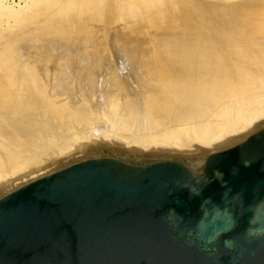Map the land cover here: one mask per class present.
Instances as JSON below:
<instances>
[{"label": "water", "instance_id": "95a60500", "mask_svg": "<svg viewBox=\"0 0 264 264\" xmlns=\"http://www.w3.org/2000/svg\"><path fill=\"white\" fill-rule=\"evenodd\" d=\"M192 152L77 148L0 187V264H264V120Z\"/></svg>", "mask_w": 264, "mask_h": 264}, {"label": "rangeland", "instance_id": "374dc122", "mask_svg": "<svg viewBox=\"0 0 264 264\" xmlns=\"http://www.w3.org/2000/svg\"><path fill=\"white\" fill-rule=\"evenodd\" d=\"M216 1L0 0V89L3 88L0 91V104H9L10 108L18 115L16 118L20 116L16 121H13L14 124L9 125L13 117L10 119L5 117L3 120L4 113L0 111V119L2 120L0 123V156L2 157L0 158V184L13 182L37 165L63 157L79 146L94 141L105 140L109 142L113 140L128 147L147 148L131 145L123 141L116 133H103L90 129L88 125L92 122V117L90 114H85L82 94L79 93L77 83L71 88L72 94L78 99L75 109L60 107L56 104L58 102L55 103L53 100L54 103H48L50 98L44 91H36L37 93L19 91V93L18 90L10 87L9 79L5 76L6 70L8 71L9 68L13 67H23L28 61L34 67L41 69V75L45 76L50 61L51 63L57 62L58 58L65 53L66 55L75 54L80 50V52L95 56L99 61L98 63L109 68L113 65L116 66L115 61L118 62L120 55H124L126 60H121L119 64L123 66V73L127 72L126 74L129 73L128 76L131 77L132 70L136 68L142 70L148 66L165 67L166 63L157 61L155 56L160 47L164 46L161 44L162 41H169V47L177 48V51H189L191 49L190 51L194 50L199 58L202 55H209L211 57L209 63L212 65L211 70L209 68L210 79H215V77L238 79L252 75L264 93V0ZM221 2H224L222 4L226 3V6L222 8ZM215 8L217 9L215 10ZM160 39L159 44L157 41ZM178 40L181 41V44H178L177 47L176 41ZM45 49H48L49 53L47 58H45L47 53L44 54ZM50 54L57 57L53 59ZM134 54L139 55V57H135ZM48 58L49 61H47ZM213 65H215L214 69ZM101 76L100 74L99 77ZM38 82L42 83V80L39 78ZM200 84L201 82H198L194 88L199 87ZM136 90L141 98L139 102L141 110L148 117L153 113L154 117L151 116L152 118H160L155 116L157 111L154 106L156 100L151 98L153 93L151 91L146 93L138 87ZM4 91L6 95H2ZM31 92H34V95L30 94ZM176 93L178 92L176 91ZM185 93L184 90L182 94L186 95ZM178 95L180 96L179 93ZM41 96L43 99H40ZM158 96L159 101L168 104L169 100L166 94ZM35 97L40 100L37 101ZM203 101V99L200 100L198 104L205 105ZM206 102L211 106L210 102ZM207 103L205 107L208 106L207 108L212 110V107L210 108ZM176 104L178 106V102ZM176 104L173 108L176 107ZM219 106L217 107L218 110L222 108L221 105ZM0 107V109H4V112L7 111L5 107ZM214 107L216 109V106ZM188 114L190 111L186 115L188 120L186 117L182 120L183 124L185 121V127L187 125V131L184 132V129H181L179 137L187 141H197V137L193 135V124L197 123H193ZM6 119L9 121H6L7 126L5 125ZM174 119L173 117L169 118V122L174 121ZM258 119H264V116ZM37 120L40 121V127L35 124H38ZM190 121L193 126H191ZM109 123L112 122L109 121ZM109 123L105 121L106 126ZM253 124L254 122L250 126H245L242 131H246ZM16 126L21 127L20 131L23 129L26 132H17ZM25 126L28 128L27 130ZM84 126L86 127L84 128ZM227 133L213 141H216L215 143L220 142L226 135L238 134L239 131ZM180 141V144L169 145L170 148L173 146L172 148L187 149L182 143V139ZM152 146L167 147L168 145L159 143L151 145L149 148ZM5 157L11 159L10 162L17 160V163H11L12 165L10 164L11 166L7 168L5 163H8L9 160Z\"/></svg>", "mask_w": 264, "mask_h": 264}, {"label": "bare ground", "instance_id": "6f19581e", "mask_svg": "<svg viewBox=\"0 0 264 264\" xmlns=\"http://www.w3.org/2000/svg\"><path fill=\"white\" fill-rule=\"evenodd\" d=\"M216 2H218V0ZM222 3L224 2H221V4ZM222 5L223 6L221 7L223 8L224 6H226V3ZM217 8H215V10ZM166 39L168 40L167 37ZM160 41L161 39L157 42L159 43ZM173 41H175V39H173ZM162 42L163 43L161 44H164V46L160 47L159 51L156 52L157 55L155 57L157 61L159 62L162 61L166 63L165 67L158 68L155 66L152 67L148 66L147 68L146 67L142 68V70L141 68L139 69L134 68L135 70H132L133 72L131 74V77L128 76L129 73L128 74H126L127 72L123 73L124 70L123 66L119 64L121 60L125 59L124 55H120L118 62L115 61V63H117L116 66L113 65L112 67L109 68L103 66L101 63H98L99 61L95 58V56L85 54V52H80V50L79 52L77 51L78 53L75 54L66 55L65 53V55H61V56L59 55L60 57L58 58L57 62L54 63L52 61L54 64L51 63L50 61L49 69L44 74L45 76H43V74L41 75L42 70L36 66L34 67L32 63H30V61H28V63H26V65H24L23 67L20 68L13 67L11 69L9 68L8 71L6 70L7 73L5 76H7V78L9 79V83H8L9 86L15 90H18V92L22 91L23 93V91H34V92L44 91L49 95V96L46 95L47 97L50 98L49 100L50 102L48 101V103L51 102L54 103L53 101H55L56 103L57 101L58 103L56 104L58 106L60 107L64 106L70 109H75L78 104V99L71 92V88L75 86V83H77L78 86L77 88H79L80 91L79 93L82 94V98H83L82 101L85 107L84 110L85 114L86 113L90 114V116L92 117L91 118L92 122L90 123V125H88L90 129L92 128L94 131L96 130L97 132H103V133H110V132L116 133V135L122 138L123 141L128 142L131 145L132 144L136 146L139 145V147H143V148L145 147L149 148L151 145H156L159 143L168 146L174 144L175 145L180 144L181 138L179 136L181 134V129H184V132L187 131L186 130L187 125L185 127V121L183 124L182 120H184L183 118L186 117L187 112L189 111H190V114H188L189 118L193 120V123H197V124H193L194 125L193 126L192 122L190 121L191 126H193L194 128L193 135H195V137H197V139L202 143L197 142L198 140L197 141L190 140L189 142L190 143L192 142L191 144H193L197 148L226 144V137L220 142L217 141V143H215L216 141L213 140L216 139L218 140L219 137L223 136L224 134H228L227 132L235 133L237 132V130L239 131L238 134H233L229 136H243L249 131L253 130L260 123V121L264 120V119H258L264 116V93L261 91L262 88H259V85L257 83L258 81H256V79H254L252 75L239 77L238 79L225 78V77L216 78L215 76H214L215 79L212 78L210 79L211 77L210 67L212 65L209 63L211 59L209 55L207 54L202 55L201 58H199V56L194 52V50L190 51L191 50L190 49L189 51H182V50L177 51V48L173 49L171 46L169 47L170 44L169 41H162ZM176 43L178 47V44H181V41L178 40L176 41ZM44 54H46L45 58L49 56L48 49L44 50ZM51 56H52L51 58L53 59L57 57V56L53 57L54 55ZM134 56L139 57V55L137 54H134ZM16 58H18V56H16ZM49 58L47 59V61L50 60ZM208 64H210V66H208ZM166 65L169 67H167ZM214 66L215 65H213V69ZM214 73L216 74V72ZM100 74L102 75L101 77H99ZM39 78L42 80V83L38 82ZM194 82H197L196 83L197 85L198 82L199 83L201 82V84L199 87L194 88L196 85ZM193 84H195L194 87ZM137 87L143 89L146 93L147 91H151L153 93V96H151V98L154 101L156 100L154 102V106L157 111L155 112L154 110L155 116H158L160 118L158 119L157 117L152 118L154 117L153 113L148 117L147 114L141 110V107L139 106V102L141 98L137 93L136 90ZM2 89H0V91ZM184 90L186 92L185 93L186 95L182 94L184 93ZM176 91L180 94V96L178 95V93H176ZM5 93L6 92L4 91V94L2 93V95H6ZM33 93L31 92L30 94ZM28 94L29 93H27V95ZM164 94H166L168 97L167 98L165 96L169 100L168 104L162 103L158 99L159 97L158 95H164ZM36 95L38 96V94ZM5 97H9V96H5ZM41 98L43 99L42 96L40 97V99ZM36 99L37 101L40 100L38 98ZM202 99L204 100L203 102H205V105H201V103L200 105L198 104V102ZM25 100L28 101V99ZM205 100L210 102L211 106ZM177 102H178V106H179V102L181 104L179 107L176 104ZM194 102L195 104H193ZM206 103L207 105L210 106V108L212 107V110L207 108L208 106L205 107ZM3 104L2 105L0 104V106L5 107L7 110L4 112V109H0V111L4 113L3 120L5 117L7 119L13 117L11 118V122L7 121V119L5 120V125L7 122H9L10 125L11 123H13V121H16V119H18L20 116L16 118V116L18 115L15 114V111L10 108V105L9 104L3 105ZM175 104L176 107L173 108ZM212 105L216 106V109L215 107L213 108ZM219 105H221L222 107L220 108V110L217 109ZM30 111L32 110L30 109ZM171 116L175 119L174 121L169 122V118L170 119L172 118ZM164 117L168 119L165 120ZM187 118L188 117H186V120H188ZM38 120H37L38 124L34 122L36 126H39L40 124L39 123L40 121ZM1 121L2 120L0 119V123ZM27 121L29 120L27 119ZM30 121H32L31 118ZM105 121H108V123L109 121H111L112 123H109V125L106 126ZM252 122H254V124L250 128H247L246 131L244 130L242 131V129H245V126H250ZM17 126H23V125H17ZM85 127L86 126H84V128ZM20 128L17 127L18 129L17 132L20 131L19 130ZM25 128L26 130L28 129L26 126ZM21 131L24 130L22 129ZM100 143L104 145H111V146L120 145V146H124L125 148H134V147H128L118 141H113V140L109 142L105 140L94 141L79 146V148L101 147L102 144L100 145ZM168 146L167 147L152 146L149 149L147 148L145 149L134 148V149H138V150L162 149L167 151L192 152V148L190 147H187V149H178L176 147L172 148L173 146H171V148L170 146L169 147ZM0 158L2 157L0 156ZM10 161L11 159L8 161V163H5L7 168L12 165L11 163H17V160H15L14 162H10ZM1 186L2 185L0 184V187Z\"/></svg>", "mask_w": 264, "mask_h": 264}]
</instances>
